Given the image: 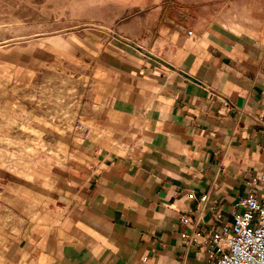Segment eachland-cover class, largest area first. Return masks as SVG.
Returning a JSON list of instances; mask_svg holds the SVG:
<instances>
[{
  "label": "crops",
  "instance_id": "0c3cea01",
  "mask_svg": "<svg viewBox=\"0 0 264 264\" xmlns=\"http://www.w3.org/2000/svg\"><path fill=\"white\" fill-rule=\"evenodd\" d=\"M85 1L82 115L0 182L3 264H217L206 234L264 196V0Z\"/></svg>",
  "mask_w": 264,
  "mask_h": 264
},
{
  "label": "rangeland",
  "instance_id": "374dc122",
  "mask_svg": "<svg viewBox=\"0 0 264 264\" xmlns=\"http://www.w3.org/2000/svg\"><path fill=\"white\" fill-rule=\"evenodd\" d=\"M87 11L85 0H0V182L31 166L50 126L80 119L89 69L75 61V40L96 22ZM0 222L20 225L1 203Z\"/></svg>",
  "mask_w": 264,
  "mask_h": 264
},
{
  "label": "built area",
  "instance_id": "2783aa9c",
  "mask_svg": "<svg viewBox=\"0 0 264 264\" xmlns=\"http://www.w3.org/2000/svg\"><path fill=\"white\" fill-rule=\"evenodd\" d=\"M187 33L193 35L194 31L188 29ZM207 199V194L200 197L203 202ZM237 208L230 225L214 234H206L216 263L264 264V196L252 191L239 198ZM217 217L222 218L223 214ZM181 220L186 223L189 217L183 216Z\"/></svg>",
  "mask_w": 264,
  "mask_h": 264
}]
</instances>
